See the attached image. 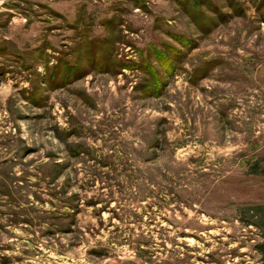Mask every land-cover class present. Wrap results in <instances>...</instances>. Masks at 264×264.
I'll use <instances>...</instances> for the list:
<instances>
[{
  "label": "rangeland",
  "instance_id": "1",
  "mask_svg": "<svg viewBox=\"0 0 264 264\" xmlns=\"http://www.w3.org/2000/svg\"><path fill=\"white\" fill-rule=\"evenodd\" d=\"M0 264H264V0L0 9Z\"/></svg>",
  "mask_w": 264,
  "mask_h": 264
},
{
  "label": "built area",
  "instance_id": "2",
  "mask_svg": "<svg viewBox=\"0 0 264 264\" xmlns=\"http://www.w3.org/2000/svg\"><path fill=\"white\" fill-rule=\"evenodd\" d=\"M11 0H0V9H2Z\"/></svg>",
  "mask_w": 264,
  "mask_h": 264
}]
</instances>
